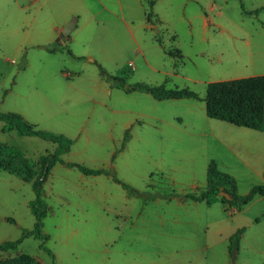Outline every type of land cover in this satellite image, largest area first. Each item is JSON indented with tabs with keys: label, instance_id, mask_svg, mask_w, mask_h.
<instances>
[{
	"label": "rangeland",
	"instance_id": "rangeland-1",
	"mask_svg": "<svg viewBox=\"0 0 264 264\" xmlns=\"http://www.w3.org/2000/svg\"><path fill=\"white\" fill-rule=\"evenodd\" d=\"M144 2L0 0V111L72 141L42 184L48 238L25 236L0 260L25 254V264H53L43 243L57 264H264V197L242 210L219 194L208 202L183 197L207 187L210 160L234 178L219 189L244 194L257 184L237 157L211 147L204 101L125 92L98 67L126 84L203 97L208 82L264 72V9L253 12L264 0ZM71 20L76 27L58 51L40 47L57 43L55 28ZM173 48L182 59L166 53ZM3 125L0 243L33 229L31 183L56 147ZM67 162L109 174L85 175ZM242 227L233 258L229 237Z\"/></svg>",
	"mask_w": 264,
	"mask_h": 264
},
{
	"label": "trees",
	"instance_id": "trees-1",
	"mask_svg": "<svg viewBox=\"0 0 264 264\" xmlns=\"http://www.w3.org/2000/svg\"><path fill=\"white\" fill-rule=\"evenodd\" d=\"M145 1L149 7L154 4V0ZM259 9H264V5L253 10V12H257ZM146 17L147 20L150 21L151 12L147 11ZM40 47L48 52H56L61 48V42L58 41L57 43L41 45ZM68 53H70V50H68ZM166 53L182 59V54L177 48L166 49ZM20 67L23 68L24 63L21 64ZM98 67L100 74L108 82L115 87L122 88L125 92L145 91L150 93L156 99L181 97L201 99L204 101L205 113L209 118L222 120L235 126L254 130H260L262 127L264 117V75L262 74L208 82L205 95L199 97L196 92L185 87L166 88L163 84L151 85L144 82L126 84V80L123 76L108 74L103 67L100 65H98ZM0 120L4 122L2 130L12 129L20 136H36L56 144V147L52 152L41 157L35 179L31 183L34 198L30 201L29 206L35 218L33 229L30 231H23L19 239L0 243V252H5L15 249L21 239L28 235H33L34 237L41 239L42 242L48 238V236L42 231V220L48 210L43 198L42 184L54 164L65 163L61 158V155L69 149L72 141L63 134L37 128L34 124L29 123L16 112L0 111ZM66 164L68 166L76 167L85 175L109 174L108 171L102 168H89L73 162H67ZM25 168L28 170V167ZM262 174L264 178V170ZM22 179L29 181L31 177L24 175ZM113 179L117 183H120L124 188H130L125 183L120 182L116 177H113ZM206 180L207 187L204 190L199 193H188L183 197L190 198L197 202H208L211 195H217L219 194V191H221L217 186L219 181L227 180L231 182L230 185L232 187L234 186V178L230 174L220 171L214 160H210L207 165ZM224 191L228 192L231 198L228 200L223 197V199L226 200L229 206H233L239 210L255 195L264 196V182L252 185L244 194H237L226 188ZM243 232L244 228H239L229 237L228 250L233 258L238 250L239 240ZM43 243L40 247L47 251L52 262H54L53 264H57L54 261L53 253L48 248L44 247ZM29 260V256L21 254L8 260H0V264H25Z\"/></svg>",
	"mask_w": 264,
	"mask_h": 264
},
{
	"label": "crops",
	"instance_id": "crops-1",
	"mask_svg": "<svg viewBox=\"0 0 264 264\" xmlns=\"http://www.w3.org/2000/svg\"><path fill=\"white\" fill-rule=\"evenodd\" d=\"M140 1L145 3L144 0H140ZM154 20L156 21V19ZM146 21L149 22L147 20V17H146ZM61 28L62 26L56 27L55 33H59ZM256 74H264V72H253L250 75H256ZM135 92L143 95L149 94L153 99H156L148 92L145 91H135ZM187 98L188 97L165 98V99L167 100L190 99ZM165 99H157V100H165ZM211 120L212 121L206 120L207 127L209 128L208 133H209L211 147L212 145H215L216 147L225 148L234 157L238 158V161L241 163L244 169L249 172L248 176L250 178L255 179V183L257 184L263 183L264 178L262 173L264 170V117H263V124L260 130H254L250 128L247 129L245 127H238L237 129H233L232 127V129H230V127H228L229 125H226L224 123L225 121L217 120V119H211ZM244 174L246 175L245 172ZM214 197H215L214 195L210 196V198H214ZM257 197H264V196L255 195L247 204L242 206L241 210L244 207L252 204V202H254Z\"/></svg>",
	"mask_w": 264,
	"mask_h": 264
},
{
	"label": "water",
	"instance_id": "water-1",
	"mask_svg": "<svg viewBox=\"0 0 264 264\" xmlns=\"http://www.w3.org/2000/svg\"><path fill=\"white\" fill-rule=\"evenodd\" d=\"M75 27V23L71 20V21H68L60 30V32L58 33V37L56 39V41L68 36L70 34V32L74 29ZM219 195L225 197L226 199H230L231 196L228 192L226 191H219Z\"/></svg>",
	"mask_w": 264,
	"mask_h": 264
}]
</instances>
